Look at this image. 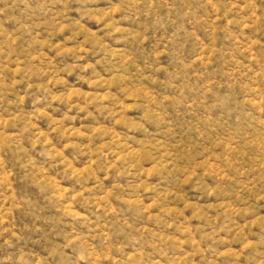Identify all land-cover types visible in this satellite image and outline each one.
I'll return each instance as SVG.
<instances>
[{
    "label": "rangeland",
    "instance_id": "rangeland-1",
    "mask_svg": "<svg viewBox=\"0 0 264 264\" xmlns=\"http://www.w3.org/2000/svg\"><path fill=\"white\" fill-rule=\"evenodd\" d=\"M0 264H264V0H0Z\"/></svg>",
    "mask_w": 264,
    "mask_h": 264
}]
</instances>
